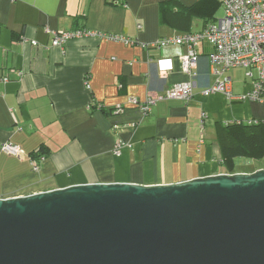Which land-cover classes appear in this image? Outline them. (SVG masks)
<instances>
[{"label": "crops", "instance_id": "crops-1", "mask_svg": "<svg viewBox=\"0 0 264 264\" xmlns=\"http://www.w3.org/2000/svg\"><path fill=\"white\" fill-rule=\"evenodd\" d=\"M222 15L220 0H0V144L14 143L26 155L46 152L36 171L26 158L1 153L0 198L76 184H171L264 168L237 169V158L233 171H225L218 141L221 126L263 121V104L205 96L197 88L188 101L156 100L146 114L129 102L144 101L149 86L159 88L149 59H170L166 86L188 78L180 55L172 54L175 48L184 54V46L142 44L198 32ZM47 30L90 34L52 46ZM196 49L205 55L211 46L202 42ZM198 69L203 74L208 64L202 60ZM235 70L243 71L238 81L230 74ZM243 73L226 72L235 97L249 88ZM117 141L124 144L119 155L113 153Z\"/></svg>", "mask_w": 264, "mask_h": 264}, {"label": "water", "instance_id": "water-1", "mask_svg": "<svg viewBox=\"0 0 264 264\" xmlns=\"http://www.w3.org/2000/svg\"><path fill=\"white\" fill-rule=\"evenodd\" d=\"M0 264H264V168L0 198Z\"/></svg>", "mask_w": 264, "mask_h": 264}, {"label": "built area", "instance_id": "built-area-1", "mask_svg": "<svg viewBox=\"0 0 264 264\" xmlns=\"http://www.w3.org/2000/svg\"><path fill=\"white\" fill-rule=\"evenodd\" d=\"M220 3L223 9L222 17L206 24L200 31L164 37L141 45L154 49L169 45L184 46L186 52L180 55L178 60L181 71L188 76L186 81L166 86L167 73L171 70V67H168L170 59H149L147 65L152 74L150 76L158 79L159 88L152 89L149 86L144 101L129 99L143 114L159 99L188 101L194 88L199 89L205 96L220 93L228 99L253 101L264 105V0H220ZM47 32L51 35L52 46H60L69 39L90 34L85 30ZM104 37L132 43L124 36ZM202 42L211 46V51L205 55H201L196 49ZM202 60L208 64V69L203 74L198 69ZM231 68H242L249 86L247 91L236 97L232 93L231 78L226 74ZM3 80L6 81V78ZM116 111H122V108L118 107ZM123 145L121 141H117L113 153L119 155ZM1 153L19 160L26 158L31 169L35 171L43 158L26 155L18 145L8 141L0 144Z\"/></svg>", "mask_w": 264, "mask_h": 264}, {"label": "trees", "instance_id": "trees-1", "mask_svg": "<svg viewBox=\"0 0 264 264\" xmlns=\"http://www.w3.org/2000/svg\"><path fill=\"white\" fill-rule=\"evenodd\" d=\"M221 149V164L227 172H232L237 158L262 159L264 157V121L250 124L240 122L221 126L218 133ZM46 152L38 149L30 156L43 157Z\"/></svg>", "mask_w": 264, "mask_h": 264}, {"label": "rangeland", "instance_id": "rangeland-1", "mask_svg": "<svg viewBox=\"0 0 264 264\" xmlns=\"http://www.w3.org/2000/svg\"><path fill=\"white\" fill-rule=\"evenodd\" d=\"M221 14V13H220ZM242 70H235L230 72V74L234 77L235 81L240 80L242 76ZM256 167H264V157L262 159H244V158H238L237 159V169H246L251 170Z\"/></svg>", "mask_w": 264, "mask_h": 264}, {"label": "clouds", "instance_id": "clouds-1", "mask_svg": "<svg viewBox=\"0 0 264 264\" xmlns=\"http://www.w3.org/2000/svg\"><path fill=\"white\" fill-rule=\"evenodd\" d=\"M166 52H167V50H166ZM173 55H177V56H179V55H181L182 54V50L181 49H179V48H175L174 50H173V53H172ZM168 67L170 68L171 67V62L169 61L168 62ZM163 74V73H162Z\"/></svg>", "mask_w": 264, "mask_h": 264}]
</instances>
